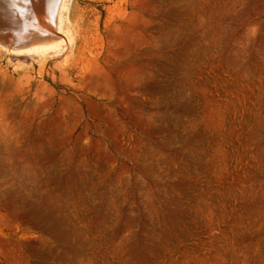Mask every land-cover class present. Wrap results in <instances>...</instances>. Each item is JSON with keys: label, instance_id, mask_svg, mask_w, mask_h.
Returning a JSON list of instances; mask_svg holds the SVG:
<instances>
[{"label": "rangeland", "instance_id": "rangeland-1", "mask_svg": "<svg viewBox=\"0 0 264 264\" xmlns=\"http://www.w3.org/2000/svg\"><path fill=\"white\" fill-rule=\"evenodd\" d=\"M62 12L0 33V264H264V0Z\"/></svg>", "mask_w": 264, "mask_h": 264}, {"label": "bare ground", "instance_id": "bare-ground-1", "mask_svg": "<svg viewBox=\"0 0 264 264\" xmlns=\"http://www.w3.org/2000/svg\"><path fill=\"white\" fill-rule=\"evenodd\" d=\"M19 1L21 7L12 5L14 8H10L7 0H0V33L1 37L8 40L11 48L21 50L24 46L34 45L32 43L38 41L40 43L41 40H52L51 43H54V40L59 39L55 43L57 45L62 40L69 43L70 37L59 32L65 0H30L27 3L24 0Z\"/></svg>", "mask_w": 264, "mask_h": 264}, {"label": "snow or ice", "instance_id": "snow-or-ice-1", "mask_svg": "<svg viewBox=\"0 0 264 264\" xmlns=\"http://www.w3.org/2000/svg\"><path fill=\"white\" fill-rule=\"evenodd\" d=\"M24 2H26V3H27V2H30V0H24Z\"/></svg>", "mask_w": 264, "mask_h": 264}]
</instances>
